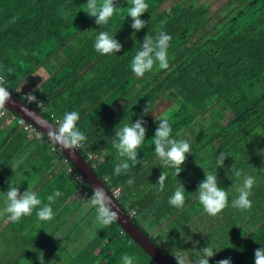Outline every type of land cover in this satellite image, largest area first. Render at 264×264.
<instances>
[{
  "label": "trees",
  "instance_id": "trees-1",
  "mask_svg": "<svg viewBox=\"0 0 264 264\" xmlns=\"http://www.w3.org/2000/svg\"><path fill=\"white\" fill-rule=\"evenodd\" d=\"M169 1L146 0L148 11L141 16L146 27L134 32L128 18L130 0H116L119 10L101 26L84 12L86 0H0V75L9 91L27 101L17 89L44 69L47 76L29 92L37 102L29 104L58 126L65 112H79L77 127L87 140L78 150L111 192L119 188L117 200L168 256L174 258L172 249L187 250L195 259L199 249L210 245L218 252L209 264L226 258L232 264H254L255 250L264 247V0H225L215 11L200 0H177L165 8ZM162 22L161 30L172 36L169 70L154 67L138 78L131 60L144 37H155ZM101 31L122 45L119 53L102 56L95 51ZM169 99L174 106L165 115L171 136L191 145L179 177L160 166L152 139L159 122H153L150 112ZM147 103L150 112L144 114ZM4 110L14 116V123L0 142H7L4 148L9 149L8 156L0 153V168L6 159L28 151L25 163L52 166L51 174L75 178L89 197L92 190L77 181L78 172L63 153L18 115ZM141 116L147 129L138 149L142 166L116 176L121 158L113 145L114 131ZM221 152L228 158L218 168ZM232 165L256 179L249 211L231 207L240 183ZM161 171L168 173L163 192L156 185ZM204 171L216 174L218 185L229 194V206L217 217L204 213L197 198ZM129 178L135 181L131 187ZM182 184L185 206L178 210L168 200ZM34 219L25 225L30 227ZM108 228L112 248L104 264H116L125 254L155 264L117 221Z\"/></svg>",
  "mask_w": 264,
  "mask_h": 264
},
{
  "label": "clouds",
  "instance_id": "clouds-1",
  "mask_svg": "<svg viewBox=\"0 0 264 264\" xmlns=\"http://www.w3.org/2000/svg\"><path fill=\"white\" fill-rule=\"evenodd\" d=\"M130 2L132 6L128 9V18H131V28L136 32L146 27V21L141 19V16L148 11L149 5L146 0H130ZM118 10L116 0H86V10L84 12L88 16L94 17L96 25L101 26L107 25L110 18ZM162 26L163 22L161 27L157 29L155 37L151 35L144 37L140 50L136 52L131 60V71L138 78H143L146 73L152 72L154 67H158L160 70H169L168 50L172 36L161 30ZM94 48L98 54L103 56L119 53L122 45L108 31H101L96 36ZM4 85L5 78L0 75V110L5 109L6 104L14 103L10 91ZM26 96L28 103L37 102L36 96L32 93ZM150 107V104L147 103L143 108V113L150 112ZM0 115H3L2 111H0ZM156 119L159 124L155 135L152 137L155 155L163 169H172L171 174L179 177L184 170L182 165H184L188 154H191V145L187 139L172 138V127L167 115H162ZM79 120V112H65L63 118L57 122L59 126L46 128V134L54 145L62 150L73 152L82 147L87 140L86 135L77 127ZM144 123V118L141 116L135 123L124 124L114 131L113 145L121 158V162L114 168L116 176L126 175L131 167L138 164L142 166V160H138V149L146 139L147 129L143 126ZM226 158L228 156L225 153L221 152L219 154L216 161L218 168L224 166ZM20 163L22 161H16L15 167H19ZM231 173L240 181L235 189L237 196L231 200V207L241 212L251 210L253 202L250 197L256 184L255 177L243 173L242 170L235 168L233 165ZM167 175V172L161 171L156 184L159 192L165 190ZM204 175L205 178L198 185L196 191L198 192L197 198L204 213L211 217H217L229 206V194L218 185L216 174L204 171ZM126 183L131 187L135 181L133 178H129ZM185 191L183 184L177 186L168 200L169 205L178 210L183 209L185 206ZM5 193L4 206L0 207V218L6 217L4 220L6 224L18 223L22 217L31 216L34 210H36L35 214L40 221H51L55 215L51 205L56 198L62 195L59 190L55 191L47 196L48 203L41 206L42 200L38 198L37 193L30 186L21 194L18 185L9 184ZM113 201V196L109 195L104 187L97 185L92 189L90 197L86 199L84 208L85 210L94 209L95 220L101 227L106 228L119 219L118 212L113 210ZM198 251L199 254L195 259L187 250L172 249L171 255L174 257L176 264H209L210 258L218 252L210 245ZM39 260L40 264H43V256L40 255ZM122 264H134L133 257L127 254L123 255ZM216 264H232V261L231 258H226L218 260ZM254 264H264V247L255 250Z\"/></svg>",
  "mask_w": 264,
  "mask_h": 264
},
{
  "label": "crops",
  "instance_id": "crops-1",
  "mask_svg": "<svg viewBox=\"0 0 264 264\" xmlns=\"http://www.w3.org/2000/svg\"><path fill=\"white\" fill-rule=\"evenodd\" d=\"M6 114L0 115V142L4 139V134H7L5 132L10 130V126L14 123V116ZM6 143L0 144V153L8 156L9 149L4 148ZM27 155L28 151L18 152L10 161L6 159L7 164H3L0 168V200L7 191L4 190V185L9 183L18 185L21 194L30 186L37 193L38 198L42 200L41 206L48 203L47 196L56 190H59L62 195L56 198L51 205L55 213L51 221H40L35 214L36 210L31 216H26L27 218L23 220L24 223L28 219L35 218L31 226L27 227V229L34 230L35 234L30 236L31 240L29 237L27 238L26 243L15 253L13 261L8 260L4 264H40V255L43 256V264H104L105 259L102 257L108 258L111 255V245L108 239L111 235V229L101 227L97 223L94 209L85 210L84 204L88 197H85L81 185L77 187L75 178L71 176L63 179L57 175V172L51 174L52 166L41 167L40 165L25 163ZM3 160L0 156V163ZM18 160L22 163L19 164V167H15V162ZM34 163H36V159ZM80 180H82L81 177ZM80 180L77 179V181ZM19 181H22V184ZM63 187L67 188L66 193L69 192L67 196H65ZM42 188L44 190L41 192ZM56 205L57 207L54 208ZM132 213L129 212L131 217ZM5 219L6 217L0 220V225L8 224L4 222ZM37 219L38 221H36ZM19 223L22 224V222ZM20 229L23 231V226ZM13 231L19 230L14 227ZM122 231L124 232L123 229ZM22 237L26 238L25 235ZM37 240L42 243L40 246ZM35 242L37 245L33 250L31 247Z\"/></svg>",
  "mask_w": 264,
  "mask_h": 264
},
{
  "label": "water",
  "instance_id": "water-1",
  "mask_svg": "<svg viewBox=\"0 0 264 264\" xmlns=\"http://www.w3.org/2000/svg\"><path fill=\"white\" fill-rule=\"evenodd\" d=\"M10 93L11 99L14 103L6 104V109L18 115L22 121L27 122L35 130L39 131L41 135L49 139L45 129L52 126L58 127V125L45 118L39 110L33 108L27 101H24L11 91ZM54 146L63 153L65 159L73 166L91 190L95 186L99 185L104 187L105 191H107L109 195L113 196L104 181L98 177L94 167L87 159L84 158L78 149L73 152H68L66 150H62L57 145ZM113 198V210L118 212L119 219L117 222L124 232L128 234L144 252L147 253L155 264H176L175 259L168 256L163 251L161 246L158 245L155 240L151 239L150 236L147 235L143 229L133 221L130 214L123 208L120 202L114 196Z\"/></svg>",
  "mask_w": 264,
  "mask_h": 264
},
{
  "label": "rangeland",
  "instance_id": "rangeland-1",
  "mask_svg": "<svg viewBox=\"0 0 264 264\" xmlns=\"http://www.w3.org/2000/svg\"><path fill=\"white\" fill-rule=\"evenodd\" d=\"M175 1H177V0H170L169 2H166L164 4V7L168 8ZM224 1L225 0H200L199 3L206 2V3L210 4L211 10L215 11L217 8L220 7V5H222V3ZM55 60H57V59H55ZM52 64H54V60H53ZM46 76H47V73L44 71V69L40 68L21 87H19L17 89V92H19V94H22V95H27V93H29L31 91L33 86L39 84ZM172 104H173V101L171 99L162 100L161 102H159L157 107H155L154 110L150 112V117H151V119H153V122L155 124L157 122H159L156 118H159L162 115H165L166 113H169L171 111V108L174 106V105L171 106ZM28 180H30L29 177H28ZM21 182L22 181H19L20 184H22ZM9 184L12 185V183H9ZM9 184L4 185V190L8 189ZM43 190L44 189L42 188L41 192ZM3 196L4 197L0 200V207L4 206L3 202L5 199L6 193H4ZM56 207H57V205L54 208H56ZM26 218H27L26 216L21 218V220L19 222H22V224L18 222V223H12V224L8 223L7 225H3V226L0 225V264H2V263L4 264L5 261H8V260L13 261L15 253H17L18 250L26 243L27 238L29 237V239H30V236L35 234L34 230L27 229L28 226L25 225V223L23 221ZM1 219L2 218H0V220ZM42 222H45V221H42ZM21 226H23V231L20 229ZM14 227L17 228L20 232L19 231H17V232L13 231ZM45 231H44V233H45ZM22 235H25L26 238L22 237ZM159 238L162 239L164 237L159 236ZM38 244L40 246L42 243L38 241ZM36 245H37V243L35 242L34 244H32L31 248L33 250H35L34 248L36 247ZM134 255H139V254H134ZM64 256H69V255H64ZM69 257H71V256H69ZM131 257H133L134 264H142V260L141 261L139 260L140 256L138 257V259L134 256H131ZM102 259L108 260L107 262H109V258H103L102 257ZM119 261L120 262H118L116 264H122V259ZM110 264H112V263H110Z\"/></svg>",
  "mask_w": 264,
  "mask_h": 264
},
{
  "label": "built area",
  "instance_id": "built-area-1",
  "mask_svg": "<svg viewBox=\"0 0 264 264\" xmlns=\"http://www.w3.org/2000/svg\"><path fill=\"white\" fill-rule=\"evenodd\" d=\"M21 95H22V94H21ZM22 96H26V95H22ZM0 111L3 112V115L6 114V111H5L4 109H3V110H0ZM3 115H2V116H3ZM29 125H30V124H29ZM30 126H31V125H30ZM26 127H28V126L26 125L25 128H26ZM31 127H32V126H31ZM76 178L80 180V176H79V175H78ZM117 189H119V188H114V189L112 190V192H111L115 198H118V197H119V194H120V190L117 191Z\"/></svg>",
  "mask_w": 264,
  "mask_h": 264
}]
</instances>
